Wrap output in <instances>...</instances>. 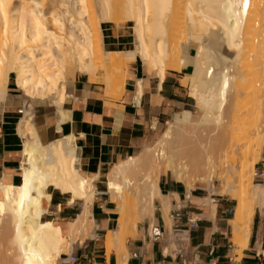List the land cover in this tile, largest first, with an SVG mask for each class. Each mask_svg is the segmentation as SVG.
Masks as SVG:
<instances>
[{
    "label": "bare ground",
    "instance_id": "obj_1",
    "mask_svg": "<svg viewBox=\"0 0 264 264\" xmlns=\"http://www.w3.org/2000/svg\"><path fill=\"white\" fill-rule=\"evenodd\" d=\"M0 2V106L11 73L26 99L17 124L24 138L21 182H0V264H57L74 243L95 235L90 208L100 174L88 175L76 166L74 135L41 143L31 110L51 105L63 120L66 84L76 72L102 82L105 95H121L126 64L135 57L160 79L167 70L184 71L200 115L194 120L187 111L175 113L153 142L105 173L118 214L115 228L105 235L107 254L114 251L125 263L129 233L147 216L152 230V200L160 195L158 180L165 172L188 189L198 184L211 192L218 182L216 194L237 198L230 223L240 251L255 208L264 209V186L253 181L264 143V0H247L246 7L245 0ZM112 27L116 35H130L126 50L105 44L104 34ZM224 47L233 55L223 53ZM243 96L251 104L238 113ZM48 186L69 193L68 204L81 202L68 235L42 219L51 196Z\"/></svg>",
    "mask_w": 264,
    "mask_h": 264
},
{
    "label": "crops",
    "instance_id": "obj_2",
    "mask_svg": "<svg viewBox=\"0 0 264 264\" xmlns=\"http://www.w3.org/2000/svg\"><path fill=\"white\" fill-rule=\"evenodd\" d=\"M110 29L111 32L104 34L105 44L112 49L126 50L131 43L130 35H116L113 27ZM221 50L227 55L231 53L225 47ZM126 69L119 98L105 95L102 82L76 72L66 84L70 97L62 104V109L67 111L63 120L51 105H35L31 110L41 143L74 135L76 166L85 174H100L90 208L97 225L95 235L72 245L74 263L64 255L57 264L121 263L114 251L107 254L104 243L107 231L115 228L118 217L116 204L106 188L105 173L115 163L137 154L145 143L153 142L175 113L187 111L194 120L200 115L195 99L189 94V86L182 83L184 71L167 70L160 79L139 57L127 62ZM5 97L0 106V182L17 185L21 182L24 142L17 132L24 113L18 110L23 112L26 99L11 76ZM254 169L253 181L264 186V143L259 147ZM158 187L160 195L152 200V230L148 216L137 224L135 233H129L126 238L129 255L121 264H264V209L255 208L248 242L238 251L230 223L237 207L235 196L216 194L218 183L211 192L198 184L188 189L184 183L174 180L170 172L161 173ZM47 192L51 196L44 204L46 213L42 219L52 220L68 235L70 221L82 211L81 202L68 204L71 195L53 186H48ZM165 206L171 220L168 224ZM194 217L198 218L197 225L191 227L189 219Z\"/></svg>",
    "mask_w": 264,
    "mask_h": 264
},
{
    "label": "rangeland",
    "instance_id": "obj_3",
    "mask_svg": "<svg viewBox=\"0 0 264 264\" xmlns=\"http://www.w3.org/2000/svg\"><path fill=\"white\" fill-rule=\"evenodd\" d=\"M231 55H233V53L231 52L230 54H229V56H231ZM100 72V73H99ZM98 75L99 76H102V71H98ZM12 77H13V81H14V74H12ZM14 83V82H13ZM182 83L184 84V85H188L189 86V90H190V84L188 83V82H185V80H184V77H183V79H182ZM120 97V95L119 96H116V97H114V98H119ZM248 99L245 97V96H243L242 98H241V100H238V102H239V104H240V109H237L236 111L238 112V111H242V108H248V107H250V104H251V102H249L248 103ZM243 102L245 103L246 102V104H243ZM242 104V105H241ZM247 105V106H246ZM245 109H243V111H244ZM245 111H247L248 112V114H249V111L248 110H245ZM245 111H244V113H245ZM247 112L245 113V116L247 115ZM239 113V112H238ZM237 113V114H238ZM243 114V112L241 113L240 112V116ZM239 115V114H238ZM244 115V114H243ZM242 117V116H241ZM236 118V117H235ZM237 118H238V116H237ZM240 118V117H239ZM238 118V119H239ZM237 119V120H238ZM148 144V143H147ZM216 183H218V182H216ZM253 219V218H252ZM252 223V222H251Z\"/></svg>",
    "mask_w": 264,
    "mask_h": 264
},
{
    "label": "built area",
    "instance_id": "obj_4",
    "mask_svg": "<svg viewBox=\"0 0 264 264\" xmlns=\"http://www.w3.org/2000/svg\"><path fill=\"white\" fill-rule=\"evenodd\" d=\"M18 111H19V113H23L22 112V109H20ZM197 221H198V218L197 217H194V218L189 219L190 226L191 227H195L197 225ZM155 235H156V232H154V236ZM65 256L68 258V261L70 263H74L76 261V257L72 253H70L68 255H65Z\"/></svg>",
    "mask_w": 264,
    "mask_h": 264
},
{
    "label": "snow or ice",
    "instance_id": "obj_5",
    "mask_svg": "<svg viewBox=\"0 0 264 264\" xmlns=\"http://www.w3.org/2000/svg\"><path fill=\"white\" fill-rule=\"evenodd\" d=\"M247 6V0H245V7ZM3 5L2 2H0V9H2Z\"/></svg>",
    "mask_w": 264,
    "mask_h": 264
},
{
    "label": "trees",
    "instance_id": "obj_6",
    "mask_svg": "<svg viewBox=\"0 0 264 264\" xmlns=\"http://www.w3.org/2000/svg\"><path fill=\"white\" fill-rule=\"evenodd\" d=\"M10 76H11V81H12V82H14V81H13V77H12V73H11V75H10Z\"/></svg>",
    "mask_w": 264,
    "mask_h": 264
}]
</instances>
